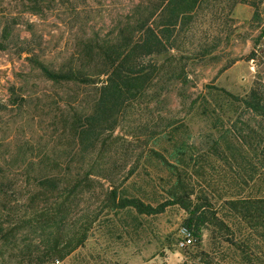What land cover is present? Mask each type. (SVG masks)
I'll use <instances>...</instances> for the list:
<instances>
[{
	"label": "rangeland",
	"instance_id": "rangeland-1",
	"mask_svg": "<svg viewBox=\"0 0 264 264\" xmlns=\"http://www.w3.org/2000/svg\"><path fill=\"white\" fill-rule=\"evenodd\" d=\"M140 1L0 0V264H38L45 236L52 229L35 230L37 222L55 212L66 213L62 227L66 232L96 216L82 246L62 258H51L59 264H182L188 260L192 247L177 246L187 217L182 208L169 205L161 213L139 215V225L125 227L119 216L102 208L110 182L94 176L80 178L102 152L100 166L118 169L112 177L118 189L127 187L135 193L133 186H137L146 192L145 202H162L166 186L159 178L166 173L146 156L150 147H157L155 136L171 122L183 121L195 153L209 152L218 133L192 100L207 94L209 86L243 96L255 82L264 84V0H200L191 21L175 32L169 53L177 59L181 56L186 83L170 80L167 63L159 61L161 79H155L143 97L127 104L112 132H106L83 157L71 160L70 154L80 144L68 130L71 116H66L64 101L86 108L95 88L52 83L41 76L33 60L57 67L72 56L77 58L84 43L110 40ZM231 116H242L263 136L250 147V157L262 160L264 122L242 107ZM238 126L247 132L243 124ZM50 157L56 159L64 178L57 193L42 191L33 179L37 165L51 163ZM216 164L229 172L220 160ZM28 165L34 168L30 175ZM131 168L135 172L129 175ZM76 174L80 182L74 180ZM68 181H72L70 191ZM211 228H201L200 246L206 251L215 242Z\"/></svg>",
	"mask_w": 264,
	"mask_h": 264
},
{
	"label": "trees",
	"instance_id": "trees-1",
	"mask_svg": "<svg viewBox=\"0 0 264 264\" xmlns=\"http://www.w3.org/2000/svg\"><path fill=\"white\" fill-rule=\"evenodd\" d=\"M199 3L200 0H141L117 27L113 38L84 43L77 58L72 56L57 67L34 58L41 76L52 83L95 88L90 106L86 108L72 107L68 100H63L68 106L66 116H71L68 130L72 139L80 144L69 159L83 157L106 132L115 129L127 104L143 97L154 80L161 79L159 72L163 63H167L166 74L170 80L186 83L187 73L179 60L181 56L177 59L169 53L176 41L175 32L191 21ZM209 87L207 94L192 100V104H197L218 133L211 150L195 153L189 143L188 126L176 121L155 136L153 143L157 147L152 146L146 152L147 158L156 160L160 170L166 173L159 178L166 186L162 187L166 195L162 202L155 200V205L145 202L142 198L147 194L137 186H133L137 194L130 193L127 187L122 191L118 189L112 180L118 169L100 166L102 152L80 179L94 176L110 182L112 188L102 208L119 216L125 227L139 225V215H155L169 205L182 208L187 214L183 224L197 238L196 244L190 246L193 250L188 260H183L182 264H264V194H259L264 182V158L257 161L250 157V147L255 146L254 142H261L263 136L241 120L242 116H231L242 107L264 122V84L255 82L243 96L224 88ZM210 98L215 103L211 104ZM238 123L243 124L247 132ZM217 159L230 168L229 172L218 168ZM49 160V164L37 165L33 179L42 191L57 193L64 178L56 159L50 157ZM25 169L30 175L34 168L28 165ZM134 172L131 168L128 174ZM73 178L76 181L78 174ZM71 182L66 184L69 191ZM207 188L213 195L208 194ZM215 205L219 208L214 209ZM55 214L37 222L39 226L35 230L52 229L45 236L38 264H48L52 257L62 258L82 246L96 217L87 218L77 228L73 226L66 232L62 229L66 226V213ZM204 225L212 227L215 242L210 251L200 246Z\"/></svg>",
	"mask_w": 264,
	"mask_h": 264
},
{
	"label": "built area",
	"instance_id": "built-area-1",
	"mask_svg": "<svg viewBox=\"0 0 264 264\" xmlns=\"http://www.w3.org/2000/svg\"><path fill=\"white\" fill-rule=\"evenodd\" d=\"M194 235L192 231L186 226H182L179 230V236L177 239V246L181 249L189 247L194 244ZM50 264H59V260H54Z\"/></svg>",
	"mask_w": 264,
	"mask_h": 264
}]
</instances>
